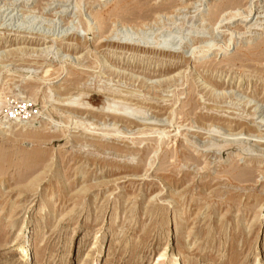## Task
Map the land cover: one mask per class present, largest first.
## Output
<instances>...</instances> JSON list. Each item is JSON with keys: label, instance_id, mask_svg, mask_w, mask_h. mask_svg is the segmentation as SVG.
<instances>
[{"label": "rangeland", "instance_id": "1", "mask_svg": "<svg viewBox=\"0 0 264 264\" xmlns=\"http://www.w3.org/2000/svg\"><path fill=\"white\" fill-rule=\"evenodd\" d=\"M0 95V264H264V0H0Z\"/></svg>", "mask_w": 264, "mask_h": 264}, {"label": "bare ground", "instance_id": "2", "mask_svg": "<svg viewBox=\"0 0 264 264\" xmlns=\"http://www.w3.org/2000/svg\"><path fill=\"white\" fill-rule=\"evenodd\" d=\"M231 46V45H230ZM208 52V50H206L205 51V49H204V52H203V57H204V54H206ZM202 57V56H201ZM203 62V61H202ZM7 73H12L11 71H7ZM47 73H49V70L47 71ZM12 76V74L9 76V77H11ZM26 78V81L27 80H31L32 79V75H28V76H25ZM46 80H47V78H46ZM31 82V81H30ZM23 84H24V82H23ZM22 94H23V92H22ZM2 95H0V97H1ZM19 96H21V94L19 95ZM81 96H84V95H79V96H77V97H71V98H65V99H61L60 97H56V96H54V95H51V96H49V101H46V103H47V105L48 104H52V105H58V104H62V106L63 107H67V108H75L74 106H76V104L77 105H80L79 104V99L81 98ZM27 99V98H26ZM117 103H119L118 101H115L114 100V102H113V104H117ZM30 104V103H29ZM29 104H27L25 107H26V111L28 110V106H29ZM50 104V105H51ZM51 105V106H52ZM60 106V105H59ZM55 107V106H54ZM80 107V106H79ZM82 107V106H81ZM80 107V108H81ZM86 107V106H85ZM84 107V108H85ZM80 108H75V109H80ZM103 108V107H102ZM115 106H113V105H108V106H106V107H104V110H105V112H106V110H107V112L110 114V113H114L115 112ZM89 109V108H88ZM88 109H87V111H88ZM12 110V109H11ZM80 110H82V108L80 109ZM85 111H86V109H85ZM90 111V110H89ZM124 111V110H123ZM8 112H11V111H8ZM37 112V111H36ZM11 113H13V112H11ZM69 113V112H68ZM104 113V112H103ZM105 114H107V113H105ZM39 115V112L37 113V116ZM124 115H126L125 113H124ZM127 116V115H126ZM117 117V116H116ZM126 118H129V117H126ZM9 120H13L16 124H19L18 123V121H17V119H15L14 117L12 118V117H10L9 118ZM2 123V122H1ZM193 128V127H192ZM215 126H213V125H209L208 126V129L207 128H201V129H203V130H206L209 134H212V133H214L216 130H215ZM154 130V129H153ZM177 130V129H176ZM154 132H155V130H154ZM116 133V132H115ZM130 133V132H129ZM156 134L158 133L157 131L155 132ZM147 134V133H146ZM145 135V134H144ZM229 137H230V140H231V138L234 136H242V135H240V134H229L228 135ZM250 137H252V136H250ZM250 137H248L247 139H249ZM193 139V138H192ZM233 139V138H232ZM241 140V139H240ZM243 140V139H242ZM235 141V140H234ZM254 142V141H253ZM224 143V142H223ZM226 143V142H225ZM218 145V144H217ZM213 146H215V145H213ZM207 147V146H206ZM217 147H221V146H217ZM223 148V147H222ZM181 215H182V213H181ZM27 238L26 237H23V240H24V242H23V245H22V252H23V254L25 255V257L26 256H28V243H27V240H26ZM29 248H30V246H29ZM31 250V249H30ZM179 255H180V253H178V254H176L175 255V257L171 260V262H170V264H180V258H179ZM162 258H163V256H162ZM161 258V259H162ZM161 259L158 261V263L160 264V261H161ZM98 260V259H97ZM97 260L94 262V264H98L97 263Z\"/></svg>", "mask_w": 264, "mask_h": 264}, {"label": "built area", "instance_id": "3", "mask_svg": "<svg viewBox=\"0 0 264 264\" xmlns=\"http://www.w3.org/2000/svg\"><path fill=\"white\" fill-rule=\"evenodd\" d=\"M22 109V108H21ZM15 110V109H14ZM20 110V109H19ZM17 112V111H16ZM22 112H23V109H22Z\"/></svg>", "mask_w": 264, "mask_h": 264}]
</instances>
